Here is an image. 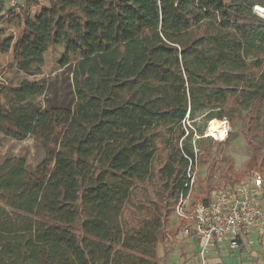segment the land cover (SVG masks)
Instances as JSON below:
<instances>
[{"label":"trees","instance_id":"16d2710c","mask_svg":"<svg viewBox=\"0 0 264 264\" xmlns=\"http://www.w3.org/2000/svg\"><path fill=\"white\" fill-rule=\"evenodd\" d=\"M257 5L264 0H103L112 48L70 67L63 98L50 87L45 108L0 102V132L32 136L45 152L34 169L21 157L0 163V264H157L206 139L193 144L194 132L204 134L199 110L213 112V128L248 109L242 135L251 154L241 171L264 166ZM52 10L50 31L72 39L82 14L64 0ZM207 169L199 184L209 192L215 164Z\"/></svg>","mask_w":264,"mask_h":264},{"label":"rangeland","instance_id":"374dc122","mask_svg":"<svg viewBox=\"0 0 264 264\" xmlns=\"http://www.w3.org/2000/svg\"><path fill=\"white\" fill-rule=\"evenodd\" d=\"M64 1L77 8L84 18L83 26L72 39L50 31L53 0H38V4L30 7L13 4L0 12V102L3 105L12 108L35 103L42 108L47 107L48 97L53 94L50 87H56L63 98L59 85H63L65 78L70 81V67L77 60L112 48L109 32L99 15L103 0ZM259 15L264 17L262 13ZM247 112L248 109H242L235 123L229 118L223 119L227 121L228 129L225 139L210 137L199 144L197 176L191 193L195 201L210 200L218 189L250 180L256 172L264 175V166L241 171L251 154L242 135ZM212 113L211 110L196 112L195 125L202 132L207 128L211 133L214 128L215 122L209 124ZM263 122L264 106L256 120L258 129H262ZM44 155L43 147L34 137L16 140L0 132V163L8 157H21L29 169H34ZM227 156L230 161L225 159ZM231 161L234 162L233 168ZM211 163L215 164L216 170L211 178V189L206 192L199 180H204ZM175 220L174 213L171 220L173 228Z\"/></svg>","mask_w":264,"mask_h":264},{"label":"built area","instance_id":"2783aa9c","mask_svg":"<svg viewBox=\"0 0 264 264\" xmlns=\"http://www.w3.org/2000/svg\"><path fill=\"white\" fill-rule=\"evenodd\" d=\"M18 2L13 0L14 4ZM187 124L192 127L190 121ZM202 137L225 139L211 135L206 128L202 136L194 132L193 144ZM196 167L197 161L194 164L190 159L184 188L175 206V221L182 233L197 240L200 264H207L209 252L219 244L236 250L253 244L252 233L264 239V175L256 172L250 180L218 189L210 200L195 201L191 193Z\"/></svg>","mask_w":264,"mask_h":264},{"label":"crops","instance_id":"0c3cea01","mask_svg":"<svg viewBox=\"0 0 264 264\" xmlns=\"http://www.w3.org/2000/svg\"><path fill=\"white\" fill-rule=\"evenodd\" d=\"M26 1L19 0L18 4L24 5ZM13 4V0H0V12ZM250 238L253 244L236 250L228 249L225 244L215 246L207 256V264H264V239L256 233H252ZM171 240L172 243L167 248L163 243H158L157 264H200L198 242L194 237L185 235L179 227Z\"/></svg>","mask_w":264,"mask_h":264},{"label":"bare ground","instance_id":"6f19581e","mask_svg":"<svg viewBox=\"0 0 264 264\" xmlns=\"http://www.w3.org/2000/svg\"><path fill=\"white\" fill-rule=\"evenodd\" d=\"M255 10L257 11V12H259V13H262V14H264V7L263 6H260V5H257L256 7H255ZM215 119H213V120H211L210 122H209V124L211 123V122H213ZM225 121V120H224ZM221 121V122H219V123H216L215 125H214V128L211 130V135H214V136H216V137H222V138H225L226 137V135H227V124H226V122L227 121ZM210 133V132H209Z\"/></svg>","mask_w":264,"mask_h":264}]
</instances>
